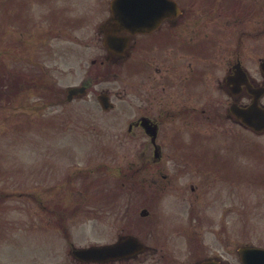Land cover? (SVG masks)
Listing matches in <instances>:
<instances>
[{"label": "flooded vegetation", "instance_id": "1", "mask_svg": "<svg viewBox=\"0 0 264 264\" xmlns=\"http://www.w3.org/2000/svg\"><path fill=\"white\" fill-rule=\"evenodd\" d=\"M177 1L180 8H154L157 13L151 18V29L146 24L142 31L116 33L114 38L129 39L128 48L120 53L119 48L104 45L107 34L112 33L110 27L107 30L110 9L105 8L106 0H98L99 8L93 9H97L94 14L99 19L94 28H91L93 16L87 12L90 8H79L75 0H0L3 120L7 121L6 114L10 115L17 104L24 113L29 108L34 113L51 115L54 122L68 120L69 107L75 99L68 98L72 86H64L62 80L75 76L76 61L86 54L76 50L75 45L84 48L93 42L102 45L96 49L99 71L112 73L121 82L112 90L97 88L95 92L118 104L114 107L119 108L116 119L126 120L123 122L129 124L128 134L146 139L142 149H133L138 157L144 158V164L134 174L137 179L122 183L120 194L143 205L140 216L147 221L139 224L129 212H118L116 216L121 221L128 217L131 224L140 227L148 235V243L134 233L119 234L117 243L135 238L144 250L135 253L133 246L125 257L105 264H129L142 257L151 258L153 264H243L233 257L235 244L231 235L223 239L226 260H219L213 250L209 251L212 247L204 246L202 203L211 196L225 202L226 205L212 207L214 217L220 215L223 222L234 214V143L236 139L243 142L245 135L256 134L238 119V114L253 105L264 109L261 59L254 64L257 68L253 72L243 62L248 57L247 49L239 52L243 40L235 42L236 49V44L229 41L230 45L220 48L219 39H226L221 27L226 26L208 21L214 12L222 11L223 0L221 3L215 0L210 6L208 0H194L198 3L193 8L191 0ZM250 1L242 8L246 13L255 9L253 13L260 14L264 25L261 16L264 8L252 9ZM202 24L204 31L198 30ZM176 25L180 26L178 36ZM219 49L225 55H220ZM158 89L166 93L159 100L155 97ZM60 108L65 110L60 113ZM128 113L131 118L126 116ZM181 121L188 128H182ZM211 126L216 132L202 134L204 127ZM183 140L189 144L188 148L182 146ZM212 141L219 148H209ZM201 143L205 147L197 148ZM140 172L143 175L138 179ZM164 203L174 213L161 212L160 205ZM182 207H185L183 215ZM86 211L76 215L85 214L93 219L103 216L100 208ZM143 211L148 214L143 216ZM73 215L68 212L61 219L67 221ZM65 226L69 232L68 225ZM176 251H184L185 255L181 257Z\"/></svg>", "mask_w": 264, "mask_h": 264}, {"label": "rangeland", "instance_id": "2", "mask_svg": "<svg viewBox=\"0 0 264 264\" xmlns=\"http://www.w3.org/2000/svg\"><path fill=\"white\" fill-rule=\"evenodd\" d=\"M191 1L193 8L198 1ZM251 1L252 9L264 8V0ZM248 2L224 0L225 5L221 7L223 12H214L208 22L213 20L226 26L221 27L226 39H219L220 48L226 47L228 41L235 43L243 40L239 52L247 49L248 57L245 56L243 62L254 72L257 68L254 64L259 58L264 59V32H261L264 25L261 24L260 14L253 13L255 9L246 13L244 8ZM214 3L215 0L207 1L209 6ZM184 5L187 6L186 3ZM93 9L87 11L93 16L91 26H95V21L99 20L94 14L97 9ZM261 16L264 20V12ZM179 27L175 26L176 36ZM198 30L204 31V25L199 26ZM211 33L215 36L214 31ZM95 47L97 45L93 42L84 48L75 45L76 49L87 53L89 58L86 65L98 55ZM224 53V50L219 49L220 55ZM83 79L84 76L75 75L63 78L62 83L77 85ZM131 86L128 84L129 89ZM157 91L159 93L154 94L157 100L166 94L162 90ZM217 95L221 97V94ZM17 105L15 111L6 114L7 121L2 119L4 115L0 112V195L5 193L8 196L0 198V264H87L73 258V248L97 246L99 242L114 243L117 235L123 233H134L148 243V235L140 227L131 224L128 217L126 220H117L118 212H129L141 224L143 205L127 201L125 195L118 194L116 186L121 185L123 176L114 170L116 165L122 167L121 172L126 175L130 173V166L140 169L144 162L140 161L134 150L142 149L146 139L128 133L119 136L127 131L128 124L121 126L124 128L121 132L116 113L101 114L94 103L80 102L75 105L69 132L66 126L62 128L61 122L51 126L48 122L54 120L44 113H34L29 108H25L24 113L18 109L21 106ZM181 124L182 128H188L183 121ZM212 132H216L212 126L202 130V134ZM243 140L236 139L234 143L236 174L233 176L236 179L241 168H250L247 177L251 180L234 182V214L223 222L220 215L214 217L212 207L216 204L226 205L225 202L220 203L218 197L213 199L211 196L212 200L208 198L202 203L203 238L207 249L212 247L209 251L213 250L220 259L228 256L224 236L231 235L235 242L264 244V184H256L258 181L264 182V134L245 135ZM181 143L187 147V141ZM208 147L219 148L214 141ZM197 148H204L203 143ZM106 164L110 170L105 171L110 174L105 176L102 171ZM68 187L73 189H66ZM212 190L214 192L216 188ZM105 198L106 202L103 201ZM116 200H120L119 207H116ZM91 207L100 208L103 216L93 219L85 214L76 215L86 210L89 212ZM184 208L181 215L185 213ZM245 210L244 217L241 212ZM68 212L74 213L73 217L63 221L61 218ZM65 225H68L69 232ZM212 233L213 241L210 239ZM177 254L182 257L185 252ZM234 256L237 260V252ZM141 260L143 257L129 264H153L151 258L143 262Z\"/></svg>", "mask_w": 264, "mask_h": 264}, {"label": "water", "instance_id": "3", "mask_svg": "<svg viewBox=\"0 0 264 264\" xmlns=\"http://www.w3.org/2000/svg\"><path fill=\"white\" fill-rule=\"evenodd\" d=\"M169 3L168 0H164ZM160 0H113L112 2V10H113V26H116L118 30H130L134 26L132 23V15L134 10L136 12H143L144 10H138L134 8H152L153 5H159ZM112 26V25H111ZM264 68V64L262 65ZM252 109V108H251ZM262 112V111H261ZM250 113H247V116H241L244 121L250 124L252 127L257 129H264V112L258 114H253L256 116L254 122H250L248 120ZM261 131V130H260ZM116 252H120L118 247L116 248H106V249H96V250H81L76 252V256L82 260H100L102 258L109 259L111 257H115ZM242 257L245 260H249L252 262H260L264 260V251L259 249H246L242 252Z\"/></svg>", "mask_w": 264, "mask_h": 264}]
</instances>
